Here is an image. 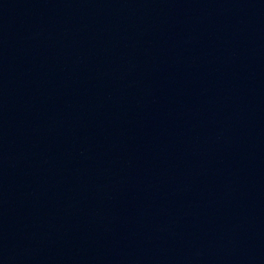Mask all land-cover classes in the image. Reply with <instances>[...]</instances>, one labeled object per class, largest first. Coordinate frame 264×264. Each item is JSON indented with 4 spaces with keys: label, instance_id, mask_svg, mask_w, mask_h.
<instances>
[{
    "label": "water",
    "instance_id": "95a60500",
    "mask_svg": "<svg viewBox=\"0 0 264 264\" xmlns=\"http://www.w3.org/2000/svg\"><path fill=\"white\" fill-rule=\"evenodd\" d=\"M0 264H264V0H0Z\"/></svg>",
    "mask_w": 264,
    "mask_h": 264
}]
</instances>
